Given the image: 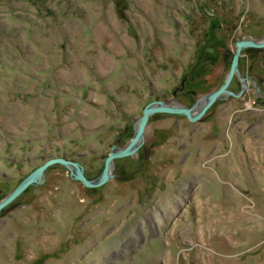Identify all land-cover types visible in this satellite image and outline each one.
<instances>
[{"label":"rangeland","instance_id":"rangeland-1","mask_svg":"<svg viewBox=\"0 0 264 264\" xmlns=\"http://www.w3.org/2000/svg\"><path fill=\"white\" fill-rule=\"evenodd\" d=\"M264 0H0V201L53 158L97 179L144 108L224 83ZM199 122L159 114L90 189L55 165L0 214V264H264V49Z\"/></svg>","mask_w":264,"mask_h":264},{"label":"water","instance_id":"water-1","mask_svg":"<svg viewBox=\"0 0 264 264\" xmlns=\"http://www.w3.org/2000/svg\"><path fill=\"white\" fill-rule=\"evenodd\" d=\"M248 48L258 50L264 49V39H243L238 41L236 43V52L232 60L231 68L224 83L218 90H215L205 97H202L192 107H186L182 105L176 98L177 92L174 93V98L172 100H158L149 103L143 110V116L137 120L135 125V134L130 143L122 149H120L118 145L112 147V151L105 160L104 169L97 179H88L84 166L79 162L69 160L64 157L50 159L42 166L34 170L19 184L17 188L11 192V194L0 201V214L3 209L19 198L31 186L41 185L45 181L47 171L55 165H59L67 169L70 172L71 178L77 182H80L86 188L95 189L106 185L111 179L115 178L113 172L115 169L116 160L128 157L135 158L137 156L140 148L145 142L146 128L153 116L159 114L178 115L186 117L192 123H196L201 121L209 109L217 101L223 99L225 96L241 98L247 88L245 79H242L244 86L239 93H236L229 88L234 81V78L236 76H241L239 72L240 58L242 52Z\"/></svg>","mask_w":264,"mask_h":264}]
</instances>
